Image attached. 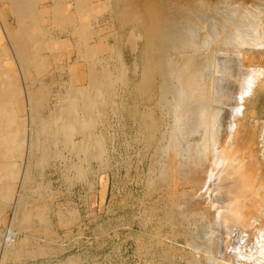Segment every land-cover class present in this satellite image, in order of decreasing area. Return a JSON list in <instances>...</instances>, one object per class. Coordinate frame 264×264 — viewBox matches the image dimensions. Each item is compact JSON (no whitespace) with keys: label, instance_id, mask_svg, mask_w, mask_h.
<instances>
[{"label":"rangeland","instance_id":"obj_1","mask_svg":"<svg viewBox=\"0 0 264 264\" xmlns=\"http://www.w3.org/2000/svg\"><path fill=\"white\" fill-rule=\"evenodd\" d=\"M11 1L0 0V60L4 50L22 85L24 138L14 184L0 197V264L216 261L213 237L207 241L199 217L189 214L204 211L190 200L194 186L180 178L167 184L182 163L176 157L172 164L164 150L177 132L182 104L165 69L169 59L180 67L183 58L179 48L153 50L150 41L155 8L170 16V0H29L34 15L23 18L28 30L21 29ZM229 1L237 11L248 3L218 0L220 10ZM186 24L190 37L199 39V23ZM25 49L39 51L37 66L23 59ZM76 71L82 80L75 79ZM105 75L110 85L92 110L100 158L61 143L35 150L37 118L54 116L76 81L90 91L89 81ZM181 136L180 148L182 138L195 137ZM72 139L76 145L81 135Z\"/></svg>","mask_w":264,"mask_h":264},{"label":"bare ground","instance_id":"obj_2","mask_svg":"<svg viewBox=\"0 0 264 264\" xmlns=\"http://www.w3.org/2000/svg\"><path fill=\"white\" fill-rule=\"evenodd\" d=\"M175 1L170 0L164 8L168 13L170 10L167 17L155 6L150 41L153 50H163L167 45L179 48L177 55L183 58L180 67L169 59L165 69L182 104L175 121L177 132L164 148L172 154L168 161L173 164L181 157L182 163L176 162L167 184L180 178L194 186L190 200H198L204 211L197 213L196 209L189 214L199 217L206 240L213 237L217 258L212 264H264V0H242L248 3L240 11L230 1L221 10L218 0ZM11 3L21 18V29L28 30L23 18L34 15L31 1ZM187 21L199 23V39L190 37ZM28 36L33 41L30 33ZM38 52L25 49L23 59L37 66ZM157 52L160 56V50ZM1 58L0 197L14 184L24 138L22 85L17 83L12 58L4 50ZM81 74L76 71L77 81L83 79ZM89 82L94 86L90 91L73 84L54 116L37 118L39 141L35 150L43 153L46 145L61 143L63 148L74 147L100 158L101 140L91 133L92 110L110 80L95 76ZM76 133L81 140L75 145L72 136ZM177 133L196 138H182L180 148ZM196 206L200 208L198 203Z\"/></svg>","mask_w":264,"mask_h":264}]
</instances>
